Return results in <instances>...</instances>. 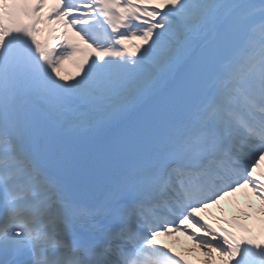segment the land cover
Masks as SVG:
<instances>
[{
	"label": "snow or ice",
	"instance_id": "6c2138e0",
	"mask_svg": "<svg viewBox=\"0 0 264 264\" xmlns=\"http://www.w3.org/2000/svg\"><path fill=\"white\" fill-rule=\"evenodd\" d=\"M0 264H264V0H0Z\"/></svg>",
	"mask_w": 264,
	"mask_h": 264
},
{
	"label": "bare ground",
	"instance_id": "6f19581e",
	"mask_svg": "<svg viewBox=\"0 0 264 264\" xmlns=\"http://www.w3.org/2000/svg\"><path fill=\"white\" fill-rule=\"evenodd\" d=\"M68 71L72 72L74 71V69L71 66H69ZM229 198H230L229 200H227L226 198L222 200L219 206H216V205L210 206L208 211H205L202 213L204 214L203 216L205 217V219L209 223H211L213 227H218L215 218L222 215V213L220 212V208L225 209L223 213L224 217L231 218L233 216L239 215L233 203L234 200L239 201L242 207L247 203V198L243 195V193H236L234 197H229ZM251 202L254 205V207L259 206V201L256 200L255 197H251ZM250 223L252 222L250 221ZM224 226L227 227V225H224ZM178 236H179V243H174L176 239L175 237H161L160 241L162 243H168L170 246H172L177 251L185 252V254L189 255L191 258H195L200 255L199 252L187 253L185 250L188 247L192 246L191 240L182 233L178 234Z\"/></svg>",
	"mask_w": 264,
	"mask_h": 264
}]
</instances>
